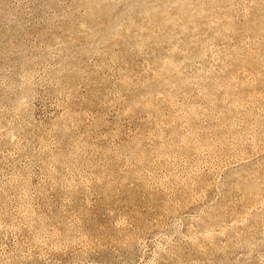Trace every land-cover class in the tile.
<instances>
[{
  "label": "rangeland",
  "instance_id": "rangeland-1",
  "mask_svg": "<svg viewBox=\"0 0 264 264\" xmlns=\"http://www.w3.org/2000/svg\"><path fill=\"white\" fill-rule=\"evenodd\" d=\"M0 264H264V0H0Z\"/></svg>",
  "mask_w": 264,
  "mask_h": 264
}]
</instances>
